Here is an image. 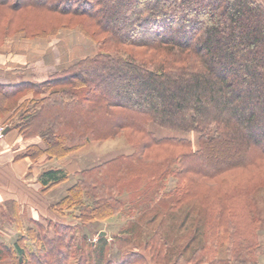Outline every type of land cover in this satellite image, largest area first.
Wrapping results in <instances>:
<instances>
[{"label": "trees", "instance_id": "16d2710c", "mask_svg": "<svg viewBox=\"0 0 264 264\" xmlns=\"http://www.w3.org/2000/svg\"><path fill=\"white\" fill-rule=\"evenodd\" d=\"M60 31L80 34L93 53L42 82L0 83V119L27 141L15 159L59 160L117 137L132 150L75 171L51 204L75 226L46 221L23 232L19 205L1 206L0 229L6 222L22 233L0 241V264H86L83 225L128 219L159 200L167 217L194 201V235L171 258L158 225L105 264H261L255 194L264 181L248 187L256 174L236 172L264 168V1L0 0V48L8 37ZM170 178L175 187L166 190ZM67 179L46 169L38 182L45 192ZM131 183L140 187L125 198ZM133 217L123 233L139 236L144 226ZM96 244L104 257L109 239Z\"/></svg>", "mask_w": 264, "mask_h": 264}, {"label": "rangeland", "instance_id": "374dc122", "mask_svg": "<svg viewBox=\"0 0 264 264\" xmlns=\"http://www.w3.org/2000/svg\"><path fill=\"white\" fill-rule=\"evenodd\" d=\"M6 39L8 40H6V44L9 49L4 51L7 53V62L4 65H0V83L17 81L22 78L33 80L42 79V77L44 78L46 74L52 72L56 68L93 53V46L90 42L75 31H60L57 36L46 40H25L22 36H15L12 39L8 37ZM1 52L3 51H0V59L2 60L3 55H1ZM7 68H10V70H6ZM161 134L164 135L165 133L161 132ZM167 134L183 136L189 139L192 138L193 141L195 140V137L191 135H179L178 133L169 132ZM131 150V146H129L122 137H117L90 143L82 150L68 157L70 160L65 170L68 179L65 182L45 192L39 190L38 196L34 195V197H30L27 195L28 199L25 200L28 202H35L36 205L33 206L32 209H28V207L26 208L24 205V211L20 214L22 221L21 229H23V232L29 227L36 228V223H42L43 226H45L46 221L59 222L71 226L78 224L79 222L74 218L73 214L66 212L65 215H59L51 209V204L62 197L66 193V189L76 181L77 176L75 171L95 165L117 154L129 153ZM53 161L57 160L44 163L40 162L41 164H38V169H40L39 172L42 169L45 170L56 167ZM245 170H239L236 173H240L238 174L240 176L245 175L241 173L256 174L252 181L247 183L248 187H256L264 181V168L256 171ZM240 176H237V178H243ZM175 183L176 180L170 178L165 189H173ZM131 184L124 187L125 198L128 197V193L134 192L138 185L137 183ZM138 187L140 186L138 185ZM256 191L255 209L261 220V226L259 228L261 242L259 255L261 264H264V187L260 188L259 186ZM152 195L153 193L149 192L144 199V203H146ZM163 203L164 201L159 200L153 209H140L141 211L139 210L138 213H134L135 220L141 221L142 226H144L139 236L123 233L126 229L127 222L131 221L128 219H131L133 215H129L128 219L126 217L117 216L101 222H92L83 225L81 228L79 226L80 234H84L87 237V245L84 247V253L86 255L83 256V260H86L85 263L105 264L107 260L116 259L120 253L130 248L133 244H139V246H141L146 236L154 231L158 225L161 228L162 235H164L168 241L171 258L175 257L178 250L194 235V231L199 223L200 212L198 205L194 201H191L184 205L179 212L167 217L166 213L164 214V212H166V204ZM3 206L8 207V203L5 202ZM155 209L158 210L159 213L156 220L150 225H144L150 219ZM142 211H145L146 214L144 215ZM100 232H104V236L107 237L110 242L102 258L92 251L94 245H97L96 243L100 237ZM0 233V241L9 245L20 236L22 230L19 231L14 224L5 222L4 226L0 229ZM70 264H76V262L72 261Z\"/></svg>", "mask_w": 264, "mask_h": 264}, {"label": "crops", "instance_id": "0c3cea01", "mask_svg": "<svg viewBox=\"0 0 264 264\" xmlns=\"http://www.w3.org/2000/svg\"><path fill=\"white\" fill-rule=\"evenodd\" d=\"M8 49L7 44H4L0 48V51H3L1 52L3 59H0V65H4L7 62V53L4 51ZM6 70H10V68H7ZM47 75L48 74H46L44 78L42 77V79L28 80L42 82L46 79ZM1 130L0 207L3 206L5 202L15 201L19 205L20 214H22V211H24V205L26 208L28 207V209H32V207L36 205L35 202H28L25 199H28L27 195L30 197H34V195L38 196L39 190H42L41 185L38 182V177L44 170L42 169L39 172L40 169H38V164L41 163H32L27 157L15 159L18 154L24 151L27 141L22 140L16 131L10 129L8 125L4 123V119H0V131ZM69 160L70 158L66 157L53 161V163L56 164V167L50 169L61 168L66 170ZM3 207L5 208V206Z\"/></svg>", "mask_w": 264, "mask_h": 264}, {"label": "water", "instance_id": "95a60500", "mask_svg": "<svg viewBox=\"0 0 264 264\" xmlns=\"http://www.w3.org/2000/svg\"><path fill=\"white\" fill-rule=\"evenodd\" d=\"M100 236H104L105 235V233L104 232H100V234H99Z\"/></svg>", "mask_w": 264, "mask_h": 264}, {"label": "built area", "instance_id": "2783aa9c", "mask_svg": "<svg viewBox=\"0 0 264 264\" xmlns=\"http://www.w3.org/2000/svg\"><path fill=\"white\" fill-rule=\"evenodd\" d=\"M1 132H2V130L0 131V139L2 138V133Z\"/></svg>", "mask_w": 264, "mask_h": 264}]
</instances>
